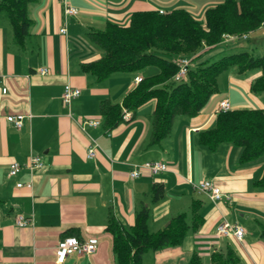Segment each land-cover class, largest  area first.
I'll list each match as a JSON object with an SVG mask.
<instances>
[{"label": "crops", "instance_id": "obj_1", "mask_svg": "<svg viewBox=\"0 0 264 264\" xmlns=\"http://www.w3.org/2000/svg\"><path fill=\"white\" fill-rule=\"evenodd\" d=\"M68 3L78 10L75 16L65 17L58 0H36L30 4L27 14L32 23L23 49L14 45L19 51L8 47L9 31L0 25V264H115L111 235L106 231L109 216L128 229L134 224L136 212L153 204L147 227L155 232L163 229L171 217L184 213L179 208L182 198L190 202V208L197 201L200 224L187 231L181 244L144 253L141 264H187L192 254L202 261V257L210 259L212 252H223L227 247L234 250L239 264H264V242L255 238L256 233L250 235L251 221L258 223L253 215L264 217V190H255L252 184L261 177L264 168L255 178L262 164L237 170V175L220 182L212 177V183L222 192L216 203L203 194L207 201L204 204L185 191V184L190 186L188 180L197 184L204 177L193 164V147L201 146L198 133L211 128L209 122L214 121L218 102L227 100L231 109H245L244 106L226 96L214 99L212 110L206 107L194 117H177L168 135L156 145L149 144L153 100L141 105L132 120L112 132H105L102 125L81 131L78 121L97 118L102 122L100 102L120 104L136 86L133 78L143 76L138 72H115L96 81L83 72V63L103 55L89 40L88 32L102 30L107 22L126 24L135 11L164 9L151 0ZM63 26L65 36L59 33ZM262 29L264 26L259 28ZM223 45L229 50L240 44ZM28 47L32 56L23 59L21 52ZM33 50L37 51L33 54ZM39 68H46L47 74L38 75ZM250 83L241 84L253 100L254 106L246 109L263 108L262 95L251 94ZM65 84L80 90L70 104L71 118L60 99ZM12 114L26 116L20 130L5 121ZM125 115L128 119L130 113ZM90 138L98 145L92 159L85 156ZM231 151L229 147L227 154ZM30 154L38 155L43 167L31 176L30 190L16 188L15 182L24 183L30 176L23 170L10 178L8 165L13 161L25 163ZM145 161H162L171 169L158 175L143 172L138 178H129L132 165ZM154 183H161L164 193L160 201L151 203ZM18 215L29 217L31 224L18 227ZM222 220L240 224L245 230L243 239L217 235L215 227ZM66 237L95 239L96 250L88 255H68L63 263H57L55 247Z\"/></svg>", "mask_w": 264, "mask_h": 264}, {"label": "trees", "instance_id": "obj_2", "mask_svg": "<svg viewBox=\"0 0 264 264\" xmlns=\"http://www.w3.org/2000/svg\"><path fill=\"white\" fill-rule=\"evenodd\" d=\"M36 0H0V20H5L12 33L13 44L23 49L29 35L31 20L28 6ZM264 25V0H222L203 11V23L183 8L172 10L135 11L126 24L107 22L102 30L88 32L89 40L97 45L103 55L81 65V70L101 81L115 72L137 73L147 67L157 72L142 77L120 104L108 100L100 102L99 115L105 132L114 131L120 124L132 120L136 109L149 100L154 101L151 114L149 144L156 145L170 132L179 116L194 117L209 98L217 93L219 74L235 68L240 74L258 68L259 74L250 83L249 91L261 94L264 101V54L254 56L239 42L233 53L207 63L200 60L202 53L219 45L223 34L247 35ZM238 44V43H237ZM189 57L186 78L174 82L176 60ZM130 113L128 119H123ZM198 143L214 152L220 144H231L240 149L238 162H251L264 155V107L231 109L214 117V126L200 130ZM255 190H264V170L253 183ZM161 183L150 189L151 203L163 197ZM197 201L190 209V222L185 213L169 219L168 224L155 232L147 227L149 209L141 207L135 214L134 224L124 228L109 216L106 231L111 235L115 264H141L148 251L174 247L182 243L188 230H195L201 219ZM264 238V227L260 230ZM187 264H204L197 254H192ZM208 264H239L234 250L214 251Z\"/></svg>", "mask_w": 264, "mask_h": 264}, {"label": "rangeland", "instance_id": "obj_3", "mask_svg": "<svg viewBox=\"0 0 264 264\" xmlns=\"http://www.w3.org/2000/svg\"><path fill=\"white\" fill-rule=\"evenodd\" d=\"M151 1H153L157 7H162L164 10H167V11L172 10L174 8L186 9L197 20H199L201 23H203V11L206 8L212 7V6L220 3L222 0H151ZM0 23H1L0 25H3L5 27V29H7V31H9L8 32L9 33L8 44H7L8 47L10 49L18 50L12 42L11 31H10V27H9L8 23L5 20H0ZM263 26H261V27H263ZM226 35L233 36L234 39L239 36V35H234V34H223L221 43L219 45H217L216 47L209 49V50H206L204 53H202L200 60L207 61V63L214 62V61L220 59L222 56L229 55V54L233 53V50H227V49L225 50V46L223 45V43L237 44L239 42H241V43L245 42V40H247L245 43L246 48L249 51H252V54L254 56H262L264 54V29H262V30L258 29L254 32H251V33L246 35L247 38L245 40H240V41L238 40V42L230 41V39L225 37ZM36 51L37 50H33V54ZM31 52H32L31 49L28 47L25 52L24 51L21 52V57L23 59H29L32 56V55H30ZM187 58H189V57H187ZM156 72H157V69L155 67H147V68H143V69L138 71V73L143 75L142 77L150 76L152 74H155ZM259 72L260 71L258 68H253V69L246 71L245 73L240 74L236 71L235 68H229L228 70H225L224 72L219 74L217 77V90L218 91H217V93L213 94L209 98V100L207 101V103L203 107V110L206 107L208 109H211L215 105V102H216V100H214V99H218L219 97H222V96L230 97L231 100L238 101L240 103V106H244L242 108H245V109L249 108L250 106H254V105H251V104H253V100H252L249 92L247 90H245V88L242 87V85H244L247 82L252 81L256 76H258ZM228 74H230V76H228ZM150 103H152V102H150ZM208 106H210V107H208ZM183 119H187V118L185 117ZM213 125H214V121H210L209 126L212 127ZM196 147L197 148L193 147L192 160H193V164L198 166V168L200 169L199 170L200 173L202 172L201 174H202V176H204L200 180L205 179V180L212 182V180H213L212 177H215L216 181L220 182V181L225 180L228 177H231L232 175H237L236 174L237 170L245 169L246 167L258 166V165L262 164V169H260L258 171V173L255 177V178H257V176L261 175V172H262L261 170H263V168H264V155L253 160V161H251V162L240 164L238 162L240 149L234 145H231V144L224 143L223 145L219 146V148L215 152H211L203 146L198 145ZM229 147H231L232 151L229 154H227ZM196 150H198V151H196ZM167 167L169 168V170L171 169L168 165H167ZM179 172H180L179 173L180 175L184 174V173H182V171H179ZM162 173H164V172H162ZM198 181L194 180V183H197ZM215 184H217V183H215ZM185 185H186L185 187L187 189V190H185L187 195H191L194 199H200L204 204H207L205 196L202 193H197L195 191H192L190 189L191 185L190 186H188L187 184H185ZM165 201H167V196H165ZM153 207H154L153 204L149 205V209H150L149 210L150 211L149 219L152 218ZM252 207H254V205H252ZM179 208H180L181 212L186 213L187 216L189 217L190 209H191L190 208V202H188V201L185 202V199L182 198V202L180 203ZM257 215L258 214L253 215V218L256 219L258 221V223H256V221H253V220L251 221L252 230L250 229V232H251L250 235L253 234V232H254L257 234V236H255V238L258 237L262 242H264V238H261L259 236L260 226L264 225V217H261L260 215L257 216ZM167 223H168V221L165 222L164 226ZM250 235H249V237H250ZM252 237H254V236H252ZM202 261L204 262V264L205 263L207 264L209 259L202 257Z\"/></svg>", "mask_w": 264, "mask_h": 264}, {"label": "built area", "instance_id": "obj_4", "mask_svg": "<svg viewBox=\"0 0 264 264\" xmlns=\"http://www.w3.org/2000/svg\"><path fill=\"white\" fill-rule=\"evenodd\" d=\"M63 5V12L65 17L75 16L78 13V10L75 7L69 5L68 0H58ZM158 13H162V10H158ZM61 35H66L65 27L59 29ZM226 38L230 41L238 42V40H245L246 35L238 36L234 39L233 36L226 35ZM235 40V41H234ZM177 71L173 75L172 80L174 82H182L186 78L187 67L190 65V58L183 57L176 60ZM46 68H39L37 70L38 75H46ZM140 76H135L133 78V83L137 85L141 82ZM2 93L6 92L5 88L1 89ZM80 94V90L76 87L71 86L70 84H65L61 92V103L64 108L67 109V116L71 118L70 113V104L72 100L77 98ZM231 110L229 102L227 100H221L218 102L217 107L214 111V114L220 112H226ZM27 117H30L28 114ZM26 118L22 114H12L5 117V121L11 124L16 130L22 128L23 120ZM123 119H127L126 115L123 116ZM101 125L100 119H83L77 122V126L81 131H84L85 127L97 128ZM98 149V145L95 139H89L85 156L88 159H92L95 156V152ZM43 167V162L41 158L36 154H30L25 163L11 162L7 168V176L10 178L16 177L21 171L25 170L30 179L24 183L15 182L16 188H25L30 190L32 188L31 176L33 173ZM169 168L162 161H145L141 164L132 165V169L129 171L128 176L131 179L138 178L143 172H146L150 175H158L162 172H167ZM188 183L191 185L192 190L197 193L205 194L212 202L216 203L221 200L222 192L218 187H216L211 181L201 180L197 184H192L188 180ZM227 197V196H226ZM15 224L18 227H26L31 224V219L29 217H24L18 215L15 219ZM215 233L221 237L232 236L235 240L241 241L244 237L245 230L238 223H231L226 220H222L216 227ZM97 241L95 239H88L87 241H81L73 237H66L58 241L55 247V259L57 263H63L65 258L68 255H88L92 254L96 250Z\"/></svg>", "mask_w": 264, "mask_h": 264}, {"label": "water", "instance_id": "obj_5", "mask_svg": "<svg viewBox=\"0 0 264 264\" xmlns=\"http://www.w3.org/2000/svg\"><path fill=\"white\" fill-rule=\"evenodd\" d=\"M167 224H168V223H167ZM167 224H166V225H167Z\"/></svg>", "mask_w": 264, "mask_h": 264}]
</instances>
